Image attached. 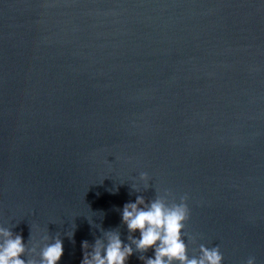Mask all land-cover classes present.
Segmentation results:
<instances>
[{"label": "water", "instance_id": "1", "mask_svg": "<svg viewBox=\"0 0 264 264\" xmlns=\"http://www.w3.org/2000/svg\"><path fill=\"white\" fill-rule=\"evenodd\" d=\"M137 196L264 264V0H0V227L81 264Z\"/></svg>", "mask_w": 264, "mask_h": 264}, {"label": "clouds", "instance_id": "2", "mask_svg": "<svg viewBox=\"0 0 264 264\" xmlns=\"http://www.w3.org/2000/svg\"><path fill=\"white\" fill-rule=\"evenodd\" d=\"M140 178L147 181L148 176L141 173ZM187 199L183 196L177 203L162 196L151 201L137 196L135 202L125 204L122 211L128 242L121 239L119 231H105L103 238H97L92 245L85 240L81 264H127L134 254L133 245L135 252L142 254L154 250V257L140 256L144 264H222L223 255L218 246L209 248L201 244L199 256L189 258L184 239L185 224L190 218ZM137 231L139 238L133 235ZM44 238L50 240L47 235ZM28 251L21 234L0 227V264H59L64 254L63 241L59 236L51 239L40 250L39 259L29 258ZM247 264H255L254 258H249Z\"/></svg>", "mask_w": 264, "mask_h": 264}]
</instances>
